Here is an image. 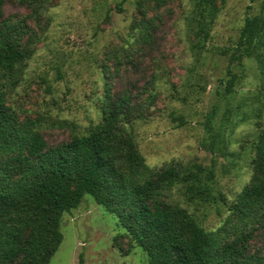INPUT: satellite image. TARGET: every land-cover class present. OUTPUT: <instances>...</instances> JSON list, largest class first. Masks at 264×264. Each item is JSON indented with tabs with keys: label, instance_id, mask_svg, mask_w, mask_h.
I'll return each mask as SVG.
<instances>
[{
	"label": "rangeland",
	"instance_id": "1",
	"mask_svg": "<svg viewBox=\"0 0 264 264\" xmlns=\"http://www.w3.org/2000/svg\"><path fill=\"white\" fill-rule=\"evenodd\" d=\"M48 1L46 12L34 17L26 6L4 0V18L26 17L38 36L7 105L21 121L34 122L51 148L100 121L105 87L113 97L127 90L135 104L138 96L150 104L142 90L154 85L146 118L130 125L136 147L154 169L171 161L212 167L213 193L223 202L188 206L177 189L172 198L205 230L220 227L224 201L250 179L253 145L264 127V33L251 57L229 63L245 18L263 15L264 0H215L219 13L199 46L192 0L161 6L154 0ZM230 76L234 86L226 93ZM211 114L214 144L204 127ZM59 230L63 239L49 264H148L111 209L90 195L62 215ZM249 245L264 260V224Z\"/></svg>",
	"mask_w": 264,
	"mask_h": 264
},
{
	"label": "trees",
	"instance_id": "2",
	"mask_svg": "<svg viewBox=\"0 0 264 264\" xmlns=\"http://www.w3.org/2000/svg\"><path fill=\"white\" fill-rule=\"evenodd\" d=\"M14 1L34 17H41L49 4ZM154 1L161 6L170 0ZM3 6L0 0V264H49L63 239L62 215L77 208L85 195L111 209L125 234L146 252L148 264H264L249 245L264 224V127L253 145L248 183L232 201H224L221 226L207 231L173 201L172 192L179 190L188 206L223 202L213 193V168L175 161L151 168L130 133L132 121L146 118L156 98L154 85L142 90L150 104L138 95L135 104L127 90L113 97L105 87L100 121L51 148L34 122L19 119L7 97L21 82L38 36L26 17L4 18ZM192 6L190 21L199 46L209 38L220 9L215 0H192ZM263 33L264 14L247 16L229 63L251 57ZM142 38L146 42L148 35ZM234 81L230 76L226 93ZM213 118L204 124L211 144L217 143Z\"/></svg>",
	"mask_w": 264,
	"mask_h": 264
}]
</instances>
